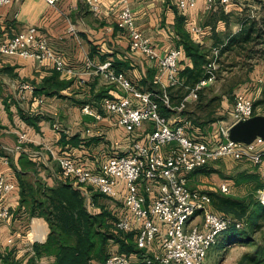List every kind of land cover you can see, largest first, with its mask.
I'll return each mask as SVG.
<instances>
[{"label":"crops","instance_id":"1","mask_svg":"<svg viewBox=\"0 0 264 264\" xmlns=\"http://www.w3.org/2000/svg\"><path fill=\"white\" fill-rule=\"evenodd\" d=\"M121 1L100 0L97 13L91 10L87 0H61L56 6H50L44 0H24L19 4L0 7V44L7 42L22 29L35 26L74 71L72 74L58 73L59 80L70 83V86L60 90L59 94L47 95L37 92V89L44 78L52 75L55 70L50 62L40 64L33 59L0 54V174L17 185L1 205L19 211L14 218L11 215L12 221L10 217L0 219L2 256L13 251L16 258L25 263L34 252V243L42 242L47 237V223L39 218L26 221V215L20 209L16 170L20 169L21 152L8 150L15 147L20 134L27 136L23 151L33 155V161L45 168L40 175L49 185L61 179L56 160L58 156L68 155L87 167L95 168L116 153L114 142L120 141L122 146L130 142L123 129L116 124V118L105 113L104 119L96 121L81 111L87 104L102 110L105 101L103 97L109 96L111 99L120 96L108 84L104 75L96 73L94 68L86 67L87 59L96 65L111 61L114 68L121 69L134 85L144 90L160 73L156 60L131 51L127 35L118 29L116 18ZM128 2L137 29L150 39L158 56H164L172 47L183 49L179 26L195 44L203 49L207 47L214 50L213 34L218 33L224 38L227 32L238 31L240 20L245 16L235 3L229 4L230 9L224 11L227 16L222 18L220 11L208 9L203 0H198L194 7L185 10L178 8V0ZM192 25L201 27L202 33L193 34ZM189 63L184 52L180 70ZM21 83L33 85L34 91L20 92ZM54 124H58L59 129H55ZM210 126L213 128L209 133L204 131L206 126L200 124L195 136L214 139V132L221 126L216 122ZM149 128L146 124L138 131V140L146 139ZM62 134L66 136L67 143L62 141ZM73 136H78L76 144L69 142ZM229 159L224 158L219 161L223 165L215 163L210 168L227 171L230 169ZM206 178L204 174L190 176V185L208 193ZM195 179L201 184L193 183ZM211 179L214 181L215 178ZM214 185L219 186L217 181ZM124 193V183L119 181L114 200L116 205L121 206L118 211L120 214L124 211ZM111 248L112 253L117 252L118 245H111ZM44 260L47 261L41 258L40 262L43 264ZM53 261L54 257H51L47 263L52 264ZM0 264H3L1 258Z\"/></svg>","mask_w":264,"mask_h":264},{"label":"built area","instance_id":"2","mask_svg":"<svg viewBox=\"0 0 264 264\" xmlns=\"http://www.w3.org/2000/svg\"><path fill=\"white\" fill-rule=\"evenodd\" d=\"M24 0H0V7L19 4ZM56 6L61 0H44ZM198 0H178L180 10L192 8ZM208 9L222 5L228 9L230 0H203ZM94 12L100 8V0H87ZM116 25L128 39L130 50L140 52L156 60L160 73L154 83L160 92L142 91L127 77L125 72L114 68L111 61L96 65L87 59L86 67L104 75L108 84L118 94L103 102L102 110L87 104L81 108L84 115L101 121L105 113L116 118L129 143L122 146L114 142L116 153L98 167H87L71 156L56 158L62 179H72L78 185L90 187L96 192L115 198L119 181L124 183V211L116 222L120 231L134 234L138 252L130 255L111 253L101 264H204L208 251L216 245L220 236L233 222L230 217L216 212L210 195L190 185L189 175L196 169L215 164L224 158L236 162L249 163L264 168V140L257 137L251 143L229 140L230 127L256 115L251 97L236 94L233 123L222 129L225 140L198 138L187 132L186 126L160 113V103L170 107L168 87L180 85V61L183 49L172 47L164 56H158L150 39L137 29L133 10L128 0L121 1ZM202 28L192 25L191 32L202 33ZM215 54L218 50L214 51ZM0 54L33 59L40 64L50 62L61 74H72L73 69L64 57L56 52L49 41L39 34L35 26L22 29L7 42L0 44ZM212 69L207 77L195 87L173 109L182 111L189 102L198 98L199 91L215 79ZM19 91H34L29 83L19 84ZM134 99V101L131 99ZM150 128L144 141L138 140V131L145 125ZM59 129L58 124H54ZM27 140L20 134L18 142L9 152H22ZM219 192L229 194L231 186L222 182ZM16 189V183L0 174V196L8 195ZM264 201V195H263ZM12 213L7 206L0 205V219H8ZM241 223L237 222L236 226Z\"/></svg>","mask_w":264,"mask_h":264},{"label":"trees","instance_id":"3","mask_svg":"<svg viewBox=\"0 0 264 264\" xmlns=\"http://www.w3.org/2000/svg\"><path fill=\"white\" fill-rule=\"evenodd\" d=\"M230 1L231 3H237L235 0ZM219 11L221 13L220 17L225 18L227 16L223 10L220 9ZM244 15L240 20L238 31L227 32L224 38L218 33L213 34V48L218 50L219 56L236 53L240 57H245L246 63H243V66L248 65V70L251 72L257 66L256 62L252 63L254 58L257 57L256 61L258 59L264 61V14H261L260 17H252L249 14ZM179 34L180 42L190 63L186 64L179 72L182 83L168 87L170 107L160 103V113L167 118L176 119L177 122L186 126L189 134L195 135V131L200 125L199 120H196L197 118L194 116L193 118L187 117L188 113L186 111L178 112L173 108L180 104L186 96V92L207 77L206 66L209 62L207 60L209 51H205L195 44L187 32L180 30V26ZM67 86H70V83L60 81L58 72L54 70L52 75L44 78L37 92L55 95ZM147 86L146 90L143 88L141 90L160 92V87L153 81ZM201 95L200 103L203 101ZM259 103H264V84L262 99ZM216 121V119H210L209 122L214 123ZM65 137L62 134V141L67 143ZM69 140V142L76 144L78 136H73ZM36 164L24 151L21 153L19 158L20 169L16 170L20 187V207L32 217L43 218L48 224L50 233L44 244L34 243V255L30 256L25 263L14 259L10 255H0L4 264H38V260L48 252L52 253L54 257L52 264H101L112 253L108 251L111 243L118 245V253L130 255L138 252L134 234L116 228L115 224L120 216L118 210L114 209L115 212L112 214L104 209L98 212L90 211L86 205L83 192L74 186L72 179H56L53 185H49L36 169L34 171L36 182L34 185L27 184L24 180V175L27 173L26 167L30 165V167L36 168ZM208 167L210 165L196 169L189 177L195 174L213 172L214 169L210 171L207 169ZM245 179L250 178L246 177ZM208 194L211 197L213 209L226 217H230L233 221L220 236V241L223 239L226 242H231L244 235L247 232L246 230L253 233L264 228V204L262 201H254L251 197H227L222 193L218 194L210 191ZM246 214H248L247 217ZM237 222L241 223L239 227L236 226ZM239 264H264V236L263 244L257 249L256 253L244 255Z\"/></svg>","mask_w":264,"mask_h":264},{"label":"rangeland","instance_id":"4","mask_svg":"<svg viewBox=\"0 0 264 264\" xmlns=\"http://www.w3.org/2000/svg\"><path fill=\"white\" fill-rule=\"evenodd\" d=\"M235 1L237 2L235 3V5H237L236 7L242 10V14H249L252 17H260L261 14H264V0ZM220 9L226 11V8L222 5H217V8L212 9V11H219ZM228 9H230V7ZM204 49L206 51H209V54L207 56V60L209 62L206 66V73L208 69H212L214 65L215 70H213V72L215 74V79L211 84L202 89L198 94V98L194 101L189 102L182 111H186V113H188L186 115L187 117L193 118L194 116L195 118H197L196 120H199V123L202 126H206L204 131H207L209 133L213 128L212 126H210L212 123L209 121L210 119H216V124L220 125L221 127L218 128L217 132H214V136H216L212 140L222 141L225 140V137L224 135H222L221 130H226V128H228L233 123V112L236 94H249L248 96L253 100L255 112L264 116V103H259V101L262 99V89L264 84V61H262L261 59H258L256 61L257 57L254 58L252 60V63L256 62L257 66L254 67L253 71L249 72V66H243V63H246L245 57H240L236 53H228L224 54L223 56H219L218 53H214L216 49H214L213 51L207 47ZM189 91L186 92L185 95H187ZM200 94H202L201 96L203 97L202 103L199 102ZM104 98L106 100L110 97L106 96L103 97V99ZM208 126H210L211 128H209ZM28 156H30L31 159L34 158L32 157L33 155L29 153ZM217 164L223 165V162H218L216 163V165ZM36 165V168L30 167V165L26 167L27 173L24 175V180L27 184L34 185V183L36 182L34 179V171L36 169H38L37 171L39 172L44 170L43 166L38 164ZM228 165L230 166V169L227 171H225L224 169L223 171H218V169H215L209 174H204L206 175V177H208L206 178L208 182L205 181V185L208 187L207 191L220 194L221 192H219V187L214 185V182L217 181V184L219 185L222 182H227L231 186V192L227 195H222L235 198L251 197L252 200L262 201L264 204V201L262 199L264 195V168H257L258 166L254 167L247 163L236 162L231 159H229ZM207 169L211 171V169L213 168L208 167ZM211 177L215 178L214 181L211 179ZM246 177H249L250 179L244 180V178ZM196 179H198V177ZM195 180L193 181V183L201 184L200 182ZM73 184L76 188H79L83 192L86 205L90 211L98 212L101 211V209H104L112 214L115 212L114 209L118 211L120 210L121 206L119 207V205H116L117 202L114 199L109 197H102L95 190L78 185L75 182ZM191 186L194 187V185ZM10 194L0 196V205L4 204V201L6 202V198H8ZM6 205L8 204L6 203ZM9 209L12 215H14L13 218L15 217L16 213L19 212L16 210L13 211L10 207ZM22 213L26 215L25 220L28 222L33 218H38L30 216L29 213L25 210H23ZM247 216L248 214H246V217ZM13 218L10 217L9 220L11 219L12 221ZM39 219L45 221L43 218ZM112 222L113 221L111 220V223ZM27 231H29V229ZM45 231L47 232V237L45 238V240L36 243L42 245L47 241L48 235L50 233L49 227H47ZM246 231L247 232L244 235L240 236L239 238L237 237V239L231 242H226L223 239L221 241L219 240L216 245H214L208 251L204 264H239L244 255L255 254L257 249L263 244L264 228L253 233L250 230ZM111 245L113 246L114 243H111ZM110 247H108V251L113 252L112 248ZM5 255H10L14 257V259L19 260L16 258L13 251L7 252ZM33 255L34 252L32 256ZM51 257H53L52 253L48 252L46 255L42 256V259H47V261L49 262ZM40 261L41 259L38 260V264H42ZM47 261H45V263L43 264H49L47 263Z\"/></svg>","mask_w":264,"mask_h":264},{"label":"water","instance_id":"5","mask_svg":"<svg viewBox=\"0 0 264 264\" xmlns=\"http://www.w3.org/2000/svg\"><path fill=\"white\" fill-rule=\"evenodd\" d=\"M257 137L264 140L263 115H256L246 121L237 122L229 129L228 138L234 142L249 144Z\"/></svg>","mask_w":264,"mask_h":264}]
</instances>
